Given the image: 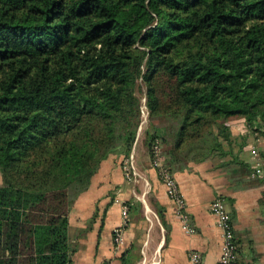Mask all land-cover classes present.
<instances>
[{
    "label": "trees",
    "instance_id": "obj_1",
    "mask_svg": "<svg viewBox=\"0 0 264 264\" xmlns=\"http://www.w3.org/2000/svg\"><path fill=\"white\" fill-rule=\"evenodd\" d=\"M139 90L171 171L214 160L250 183L231 120L264 135V0H0V264L72 262L70 207L131 152Z\"/></svg>",
    "mask_w": 264,
    "mask_h": 264
},
{
    "label": "crops",
    "instance_id": "obj_2",
    "mask_svg": "<svg viewBox=\"0 0 264 264\" xmlns=\"http://www.w3.org/2000/svg\"><path fill=\"white\" fill-rule=\"evenodd\" d=\"M238 119L242 118L234 120ZM235 127H231L234 134L247 131L241 154L247 162V146L254 134L264 152L263 135L248 132L243 122ZM140 140L137 138L131 152L138 177L126 178L124 155L110 153L73 201L68 213V237L74 247L70 264H192L191 250L200 253V264H219L221 230L209 207L217 196L224 198L230 211L238 253L247 264H264V179L248 176L245 181L250 183L245 184L242 168L236 164L219 167L214 160L180 162L172 173L193 227L188 232L151 166L147 145ZM123 206L127 207L125 222ZM116 227L122 229L121 243L114 242Z\"/></svg>",
    "mask_w": 264,
    "mask_h": 264
},
{
    "label": "built area",
    "instance_id": "obj_3",
    "mask_svg": "<svg viewBox=\"0 0 264 264\" xmlns=\"http://www.w3.org/2000/svg\"><path fill=\"white\" fill-rule=\"evenodd\" d=\"M145 107V102L142 105ZM144 115V110H142ZM259 136L253 135V139L249 146H247L250 155V178H262L264 179V157L258 147ZM161 143L156 140L152 144L150 150L151 166L156 170L159 180L165 187L167 195L174 200L176 204V211L180 218L182 227L188 232L193 231L192 224L190 223L189 214L185 207L184 197L179 189L178 183L172 173V171L166 166L162 158ZM122 169L126 178L135 179L139 176L136 171L131 154L123 160ZM210 211L215 217L217 226L221 230V249L219 254V264H239V253L237 243L234 236V228L231 220L230 211L226 205L224 198L217 196L210 201ZM127 216V207H122V217L125 222ZM114 242H122V229L121 227L114 228L113 231ZM189 258L192 264H200L201 255L197 250H191L189 252Z\"/></svg>",
    "mask_w": 264,
    "mask_h": 264
},
{
    "label": "rangeland",
    "instance_id": "obj_4",
    "mask_svg": "<svg viewBox=\"0 0 264 264\" xmlns=\"http://www.w3.org/2000/svg\"><path fill=\"white\" fill-rule=\"evenodd\" d=\"M138 94H140L141 95V91L139 90L138 91ZM141 102H142V104H141V107H140V109H141V116H142V124H141V126L139 127V129H138V133H139V136H138V138H139V140H140V143L142 144H144L145 143V135H144V132H143V128L145 129V127L148 125V123H146L147 121H148V112H147V109H146V106L145 107H143L142 105H143V103L145 102V96L142 94L141 95ZM142 110H144V115L142 114ZM242 123V119H238V120H231V126H236L235 127V130H236V128H237V125H239V124H241ZM144 126V127H143ZM235 135V134H234ZM262 135V134H261ZM236 136H238V135H236ZM264 136V135H263ZM133 149V148H132ZM132 149H131V152H132ZM131 152L129 153V155L131 154ZM128 155V156H129ZM128 156H124V158L123 159H126Z\"/></svg>",
    "mask_w": 264,
    "mask_h": 264
}]
</instances>
